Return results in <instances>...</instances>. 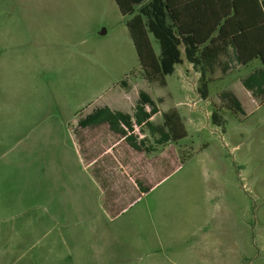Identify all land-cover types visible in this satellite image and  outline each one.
Listing matches in <instances>:
<instances>
[{"label":"rangeland","instance_id":"1","mask_svg":"<svg viewBox=\"0 0 264 264\" xmlns=\"http://www.w3.org/2000/svg\"><path fill=\"white\" fill-rule=\"evenodd\" d=\"M25 9L52 12L36 18L44 24L13 30V79L28 81L18 96L29 97V123L56 119L55 110L94 106L120 82L138 78L136 55L112 0H0V11ZM236 76L233 71L228 80H203L204 100L198 81L175 72L161 85L148 84L164 127L165 121L176 124L174 134L168 131L174 158L166 161V150L148 160L151 182H137L139 191L118 206L107 204L112 177L100 163L66 161L62 180L72 188H27L28 162L16 159L25 147L13 143L26 129L0 113V264H102L96 257L103 251L114 255L107 264H264V76L244 82L257 87L253 104L240 100L242 110L220 108V92L229 84L239 87ZM214 107L221 127L210 122ZM48 192L66 197L64 224L49 223L28 235V207L33 215L57 218L47 206ZM75 201L76 213L70 208ZM77 220L83 233L97 228L109 242L91 234L77 244L53 240L60 230H74Z\"/></svg>","mask_w":264,"mask_h":264},{"label":"crops","instance_id":"2","mask_svg":"<svg viewBox=\"0 0 264 264\" xmlns=\"http://www.w3.org/2000/svg\"><path fill=\"white\" fill-rule=\"evenodd\" d=\"M112 2L114 4L113 0ZM205 10L214 16L234 18V24L226 26L224 31L247 34L245 43L247 42L248 45L243 46L242 57L248 61L244 65L240 64L236 51L230 45H219V52L215 54L216 59L213 62L204 59L199 68L192 69L191 65L184 61L180 50L181 63L174 67L173 73L197 82L200 76L206 81L228 80L231 72L236 71L237 76L234 80L240 82L239 87L229 84L230 90L222 92L230 93L242 110V103L253 104V96L257 93V87L247 86L244 82L252 81L256 75L260 79L264 76V52L261 53L262 58L257 53L258 48L264 46V0H209V6ZM50 13H52L50 9L0 11V113L11 116L13 127L24 126L26 129L25 133L21 132L13 141L15 145L25 147L21 152L16 153V159L28 162L27 188H60V190L72 188L62 180L65 178L66 161L69 159L77 162L85 161L88 166L100 163L98 166L101 170L112 177V183L108 188L112 195L107 199V204L109 207L118 206L131 199L134 192L139 191L131 179L132 172H135L140 180H144L145 184H149L153 163L148 160L161 155L166 150L164 153L166 161L173 160L175 149L168 140L170 132L160 120L162 115L158 102L148 94L150 90L148 83L139 73L138 78L132 82L127 84L120 82L117 88L109 91L108 96L104 100L100 99L101 101L99 100L94 106L74 107L69 113L62 114L55 110L52 114H55L56 119L29 123L32 114L29 97L20 99L18 96V91L23 85H27L28 81L19 84L13 79L14 57L11 55V50L18 44L13 36V30L19 24L30 28L35 24H44L45 20L36 18H44L46 14L50 16ZM120 18L122 19L121 16ZM124 31L126 32L125 27ZM5 54L8 56H4ZM250 65L257 67L253 71H242ZM232 67L234 69H230ZM220 95L221 92L219 99L222 101ZM225 105L226 103L222 101L219 107L225 108ZM175 132L176 126L171 134ZM38 178H41L40 185H37ZM1 184L2 176H0V188H3ZM73 188L82 187L73 186ZM48 193L50 200L47 206L51 210H57V218L46 213L43 217L33 215L28 207L26 212L28 235L34 236L39 230L44 231L49 223L58 224L60 227L64 224L62 220L68 208L66 197H62L63 201H61L60 192L56 194L59 198L51 192ZM70 208H74L76 213L79 203L75 201ZM78 224V220L74 222V230L70 233H61L60 230L53 240L60 244L66 241H74L77 244L83 237L88 238L87 234L100 237L97 228L87 229L85 234L82 228H77ZM100 238L103 245H106L110 239L108 236ZM110 257L114 255L103 251L101 254L98 253L96 258L98 260L102 258L101 263L107 264Z\"/></svg>","mask_w":264,"mask_h":264},{"label":"trees","instance_id":"3","mask_svg":"<svg viewBox=\"0 0 264 264\" xmlns=\"http://www.w3.org/2000/svg\"><path fill=\"white\" fill-rule=\"evenodd\" d=\"M113 1L134 49L137 72L148 84L159 81L161 85L162 77L173 73L174 67L181 63L180 50L184 61L190 64L192 69L199 68L204 59L213 62L216 59L215 54L219 52V45H230L236 51L240 64L244 65L248 61L242 57V48L247 44V34L225 32L226 26L234 24V18L211 15L205 10L209 6V0ZM149 39L157 47L156 55ZM262 47L257 50L261 58V53L264 52V46ZM196 92L201 99H206L205 82L201 76ZM220 97L226 103L225 109L240 110L230 93L221 92ZM165 122L168 131L173 132L176 124ZM210 122L217 127L222 126L223 121L215 107L211 110ZM131 179L135 184L140 180L135 172H132Z\"/></svg>","mask_w":264,"mask_h":264}]
</instances>
